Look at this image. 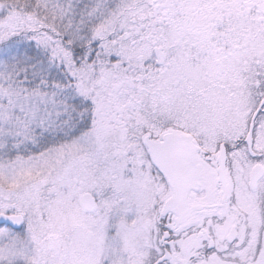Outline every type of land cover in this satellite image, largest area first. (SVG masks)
Wrapping results in <instances>:
<instances>
[{"label":"snow or ice","instance_id":"snow-or-ice-1","mask_svg":"<svg viewBox=\"0 0 264 264\" xmlns=\"http://www.w3.org/2000/svg\"><path fill=\"white\" fill-rule=\"evenodd\" d=\"M0 264H264V0H0Z\"/></svg>","mask_w":264,"mask_h":264}]
</instances>
